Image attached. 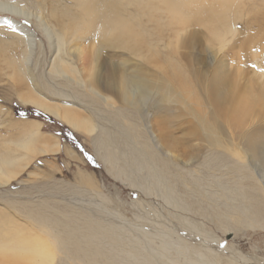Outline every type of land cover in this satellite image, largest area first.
I'll list each match as a JSON object with an SVG mask.
<instances>
[{
	"label": "rangeland",
	"instance_id": "obj_1",
	"mask_svg": "<svg viewBox=\"0 0 264 264\" xmlns=\"http://www.w3.org/2000/svg\"><path fill=\"white\" fill-rule=\"evenodd\" d=\"M2 1L14 3L26 12L24 17L0 11V18L23 23L34 39L27 61L17 66L9 63L7 55L19 47L0 33V155L4 159L0 165L6 164L4 168L0 166V172L4 169L0 173V264H84L68 259L60 250L63 245L59 239L69 237L71 230L83 233L87 224L100 230L102 236L95 244L103 249H111V241H118L113 249L118 246L119 264H134L124 250L136 243L153 257L167 256L163 264H264V217L252 222L239 219L245 199L229 187V195H225L219 187L237 182L239 187L252 189L254 196H260L255 199L264 210V168L257 163L256 172L248 169L241 145L242 132L247 128L264 131V0H192L195 4L213 6L224 1L241 6V15L232 21L230 32L217 41H208V29L202 24L178 30L173 16L158 1H148L145 8L144 3L128 4L129 16L131 12L134 15L130 17L132 22L140 26L141 30L136 31L145 52L150 51L145 53L146 58L135 60L139 59L151 80L164 78L168 87L173 85L180 90L171 116L157 111L155 90L150 91L149 100H141L136 110L122 106L115 92L97 85L106 96L101 98L82 86L93 65V49L97 40H102L94 32L92 22L97 18L87 23L90 21L78 17L68 26L76 23L77 30H60V13L51 0ZM134 9L138 11L135 13ZM256 25L257 30L253 29ZM58 35L63 46L55 59ZM73 43L81 47L78 58L68 54ZM100 54L106 68L128 58L124 52L108 47L101 48ZM216 77L221 81L218 89L214 87ZM247 93L259 101L240 125H233L227 115L234 94L238 97ZM33 95L68 109L66 114L83 119L89 129L74 131L29 105ZM166 103L174 104L173 96ZM115 112H121L122 118L116 119ZM25 118L38 123L35 128L40 133L58 138L56 152L42 153L37 138L33 141L16 130V124H23L19 121ZM202 119H211L221 128L229 152L208 148ZM126 125H134L136 135H142L138 139L147 142L159 156L170 155L164 142L173 140L174 152L179 154V158H170L174 170L188 168H183L181 160L191 156L192 162L197 158L186 179L190 182L194 176L200 178L203 185L198 191L202 192L192 184L177 182L179 203L171 204L152 187L143 168L124 174L117 172L122 164L119 161L113 166L104 161L97 136L104 130L122 135L121 126ZM124 151L129 154L130 150L125 147ZM16 156L21 157L13 159ZM203 196H209V200H203ZM178 222L197 226L202 233L195 235L187 227H175ZM78 237L83 243L85 236ZM209 250L214 251L219 262L208 259Z\"/></svg>",
	"mask_w": 264,
	"mask_h": 264
},
{
	"label": "bare ground",
	"instance_id": "obj_2",
	"mask_svg": "<svg viewBox=\"0 0 264 264\" xmlns=\"http://www.w3.org/2000/svg\"><path fill=\"white\" fill-rule=\"evenodd\" d=\"M51 1L53 3L52 5L56 8L58 13H60L59 14L60 30H65V29L77 30V28L74 27L76 23H73L71 28H69L68 26L72 23L73 20H75L78 17H80V20H85V19L89 20L90 22L87 21V23H91V20L93 21V17L97 18L94 19V22H92L94 24V32L96 36L100 37L102 40L99 39L97 40L98 42L96 43L95 49H93L92 52L93 65L90 66L91 68L87 73V75L85 76L86 80L85 81L83 80L82 82V86L86 88V90L93 93L95 96L106 98V96H104L98 91L97 85H99L107 91L115 92V94H117L120 100L122 101L123 104L122 106L131 107L136 110L141 100H143V102L145 99L149 100L151 93L150 91L155 90L158 96V101L155 103L157 111L163 112L169 116H171V113H173L172 108L175 107V103H178L179 101L180 97L178 95L179 94L178 92L180 90H178V88L173 85L172 86L170 85V87H168L169 85L167 86V84H165L166 80H164V78L161 77L157 78L158 75L156 77L157 79L151 80L149 78V75L146 74L147 69H145L144 66H142V64L140 65V63L138 62V60L141 59L140 57L146 58L147 54L145 55V53H150V51L145 52L146 50L143 47V44L138 36L139 33L136 31V30H141L140 26L137 23L132 22L130 17L134 15H131L132 14L131 12L129 16L130 12L126 10L127 6L129 5L134 6V4L141 6V4L144 3L143 5L145 8L146 6L149 5L147 4L148 1L150 2L158 1V3L160 2L161 4H163L164 10L169 11L171 16H173V19L177 25L178 30L184 28L187 25L202 24L205 28L208 29V33H209L208 41L221 40L222 37H224L225 33H227L232 28L233 25L232 21H234V19H237L241 15V11H242L240 5H236V3L234 2L230 3L224 1H221L213 6L207 3L195 4L193 3L192 0H61L59 2L60 3L62 1L63 2L62 4L59 3V5L57 4L58 0L56 1L51 0ZM60 6H64V7H61L62 9H59ZM22 9L19 8L14 3H8L0 0V11L2 12H9L16 16L22 15L25 17L24 14L25 10L23 11ZM147 11L149 12V10ZM78 12H80L79 16L77 15ZM27 17L28 15L26 16V19ZM194 18L200 19L201 22H198L197 21L198 19L195 21ZM95 20L98 21L96 22ZM2 23L5 26L0 25V33H5L3 36L10 37V39H12L11 41L13 42V44L15 43L19 47L18 51L11 49V53L7 55V60L12 65H15V63L17 66L20 64H24L29 57L31 46L33 44L34 35L32 31L26 28L25 25H23V23L20 22L21 23L20 24L18 21L14 19H6L5 17L0 18V24ZM81 26L82 25L80 23V27ZM59 29L57 28L56 30ZM253 29L257 30V25L254 26ZM47 35L50 38L49 31L47 32ZM56 40L57 43L56 41L55 43L57 45L56 47L57 49L55 50L57 51L55 52V54H53L54 58L60 52V47L63 46L62 38L59 35L57 36ZM102 46L108 47L113 51L120 50L124 52L128 57L127 60L126 61L123 60L124 62H120L117 64L115 63L108 64L109 67L107 68L104 67V64L101 61V54H100L101 48H103ZM14 48H16V46H14ZM80 48L77 45H74L72 48L69 47L68 54L72 56V58L73 57L78 58L79 56L78 54L80 53L79 52ZM135 58H139V59L135 60ZM134 60L137 61V63H134ZM90 64H92V62ZM149 64H153V63L151 62ZM58 71L59 70H57V72ZM155 76L156 74H154V77ZM220 85H221L220 78L218 77L214 78V87L218 89ZM244 94L243 95L241 94L238 97H236V95L238 94H234L235 96L233 97V99L234 98L235 99L234 101L232 99L233 102L229 110L230 115L229 114L227 115V117L229 118L228 122L236 126L241 124L242 119L251 111L252 107L255 105L254 103L259 101L258 99L253 98L255 96H252V94L250 93H247L249 96ZM170 96H173L174 104L172 105L166 103V100H168ZM28 101L30 103L29 105L42 110L43 112L53 116L54 118L61 120L74 131H87L89 129V123L84 122V120L79 118L78 116H74V115L71 116L69 114H66L65 111H67L68 109H62V107H60L57 104H55V106L52 105L51 103L49 104L45 99L41 98L40 96L33 95V97L31 96V99H29ZM113 116L116 117V119H121L122 113L115 112ZM210 120L208 121L202 119V121L200 122L202 128L206 130L207 133L206 142L208 148L220 149L224 152L228 151L227 145L222 139L223 135L221 128L215 123V121L211 122ZM19 122H23V124H16V130L21 134L31 137L33 141L34 140L36 141L38 139V141L41 143L43 147L42 153L56 152L58 150V146H59L58 138L50 134L46 135L40 133L38 127L35 128V126H38V123L29 121L26 118L20 119ZM121 132L122 135H119L104 130L100 135L97 136V143L104 151V155L102 156L104 161L110 163L112 166L118 161L122 163L121 166L118 168L117 172L122 171L121 173L126 174L124 171L136 172L135 168L137 167L143 168L146 171L147 180L151 182L152 187L159 190L162 193L164 199L171 204L179 203L178 201L179 192H178L177 182H180L182 184H188V183L192 184L193 188L195 187L197 191L200 188L199 187L200 184L202 188L203 184L201 183L200 178L198 177L194 178L195 177L194 176L192 181L189 182L187 180L188 179L187 177L189 176L188 174H190L193 171L191 164L192 162L196 161L197 158H195V160L193 159L192 162L190 161L192 159L191 156L188 157V159L181 160L180 162L183 164L184 166L183 168L184 169L185 167L188 168L184 170L180 166L184 171H182L181 169H180L181 171L180 170L178 171L177 169L179 168L177 167H175L177 168L176 169L177 171L174 170L173 161L171 162L170 158L171 159H175L176 157L179 158L178 157L179 154L176 155L177 153L174 152L175 144L173 140L172 142L171 141L164 142L166 149L164 150L168 154H170L169 155L170 157L167 155L159 156L157 155L158 152L156 153L155 152L156 150H153V148L147 142L145 141L141 142L138 139V136L142 137V135L141 134L136 135L137 132L135 130L134 125L121 126ZM241 145H242L243 157L246 160V167L248 169L253 170L254 172H256L255 167L258 165H259L258 167L264 168V131L257 127L247 128L244 132H242ZM125 147L129 148L130 150L129 154H127L124 151ZM195 152L197 153V151ZM20 157L21 156L19 157L16 156L13 159H17V158L20 159ZM196 157H198V155ZM1 159L2 158L0 155V160ZM3 160L1 161L4 162ZM6 161L7 160H5V163H7ZM257 163H260L261 165L260 164L256 165ZM3 168L2 170L4 171ZM2 170L1 172L3 173ZM186 175L188 176L186 177ZM257 175H259V180L263 182L262 174L258 172ZM145 187L148 190L150 189L148 185ZM219 187L220 188L222 187L225 195L227 194L229 195V189H227L229 187L231 189V192H237L240 196H242L243 200L245 199L244 202L245 204L243 208H241V213L237 215L239 216V219L242 218L252 222L258 220L260 217H264V210L262 209L261 205H259L260 201L255 199V197L260 198V196H254L252 189L251 190L247 189L244 187V185L243 187H239L237 182H228V183L220 184ZM205 191L206 193L209 192L207 190ZM205 191H203V194ZM198 192H202V190L201 191L199 190ZM205 196L207 197V195ZM210 196H212L213 198V194ZM206 197L203 196L202 197L203 200H205L204 198ZM208 198H206V200ZM235 219H237V217ZM176 220L178 221V218ZM181 224L182 223L179 222L177 224L174 223L175 227H179V225ZM87 225L88 226L86 227V230H83V233L79 234V232L76 233V231L73 233L74 230L73 231L71 230V232L69 233V237H66L62 241L59 239L60 241L59 243L63 245V247H61L60 250L66 253V257L68 256V259H73V261L74 259H76L77 261H80L84 264H119L116 258L117 255L116 252L118 246H115L114 248L115 252L113 249L114 245L118 243V241L116 242L115 240L111 241V244L113 246L111 249L109 250L103 249L101 245L95 244L97 243L96 241L97 238L102 236L100 234V230L95 227L93 228L89 227V224ZM188 225L185 226L181 225V226L184 228L187 227L188 228L187 230L195 233V235L197 234V232H201V230H199L200 228L198 229L197 226L196 228L194 225L192 226H188ZM193 233L191 234L193 235ZM79 235L85 236V240L83 241V243L79 241V237H78ZM93 239L95 242L93 241ZM119 247L121 246L119 245ZM162 250L165 251V248L162 247ZM124 251L125 253L124 252L123 253L127 255L130 261L133 262L134 264H163L168 259L167 256L165 255H163L161 258H157L154 256L155 257L154 258L152 255L146 254L141 249L138 243H136L133 248L129 247L128 250H124ZM209 251H210L208 252L209 255H207L208 259L215 260L214 262L216 263V261H218V258L215 256L214 251L212 250ZM172 263L183 264L177 261H173ZM186 264H192V262H188Z\"/></svg>",
	"mask_w": 264,
	"mask_h": 264
}]
</instances>
